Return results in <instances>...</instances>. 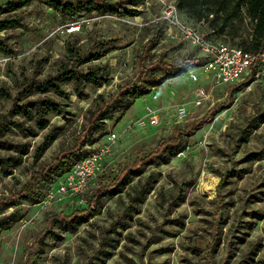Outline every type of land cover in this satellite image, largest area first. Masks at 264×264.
Here are the masks:
<instances>
[{"label": "rangeland", "instance_id": "rangeland-1", "mask_svg": "<svg viewBox=\"0 0 264 264\" xmlns=\"http://www.w3.org/2000/svg\"><path fill=\"white\" fill-rule=\"evenodd\" d=\"M9 1L13 0H0V6ZM145 1L135 17L102 15L96 9L65 18L44 1L33 0L22 8L25 25L0 34L8 36L13 47L10 54L0 52V88L10 92L9 98L0 100V138L4 134L3 139L10 138L29 149L23 163L15 167L12 174L0 177V264H89L96 261L97 250L108 242L107 231L128 206V193H135L131 190L106 193L98 202L101 213L92 215L87 222L81 221L75 230L59 221V215L87 209L103 174L109 178L106 184L114 182L117 174L131 165L138 154L170 137L177 125L185 127L218 104L220 107L207 123L200 124L192 135L182 137L184 149L169 160L148 162L144 166L143 178L152 173L157 183L134 211L130 227L118 228L123 240L105 264H264V158L256 159L255 154L258 150L264 151V118L259 119V126L253 129L248 142L241 143L237 150L232 143L236 142L233 136L239 137L245 127L246 119L253 117L254 108L264 105L261 80H252L237 88L213 87L211 74L204 72L201 66L192 69L198 76L197 81L189 77L190 71L162 77L159 84L127 109L119 122L108 121V130L93 145L100 148L113 134H116L115 142L106 158L105 169L90 181L85 192L55 193L60 174L54 180L42 182L31 192L32 198L22 193L34 172L80 141L87 110L99 94L109 97L120 87L141 83L137 74L141 58L146 54L142 52L143 45L157 31L166 6L176 2ZM7 14L2 13L1 18ZM180 17L188 22L183 14ZM246 23L240 30L244 37L251 26ZM199 29L211 40L230 44L240 41V37L233 40L228 35H212L206 24ZM97 37L102 40L116 37L113 41L116 48L98 60L87 62L82 69L87 65L106 68L109 84L99 88L86 86L88 95L84 99L75 95L72 84L65 86L69 92L65 114L49 116L51 127L59 126L63 134L36 160L35 154L51 127L39 130L34 136H26L14 128L5 130L13 120H24L11 113L14 104L43 98L40 94L24 97L22 85L28 80H42L55 74L58 66L67 60L69 44H75L81 51L95 50ZM149 51L152 58L162 57L173 65L190 56L201 60V64L205 61L202 52L169 25L160 36L159 44ZM197 88H207L210 94L201 106L195 101ZM179 106L189 112L186 119L175 116ZM147 107L158 112V124H140L148 117ZM8 154L2 151V155ZM214 169L230 173L221 188L218 187L220 177ZM50 194L54 197L50 198ZM180 194L185 200L174 206ZM13 213L17 221L11 223L13 218L7 219L11 227H3L2 219ZM48 219H57L51 221L56 237L45 233ZM127 233H132L138 241L131 242ZM37 237L42 240L34 248L37 252L32 262H28V252L32 251ZM121 251L134 262H128Z\"/></svg>", "mask_w": 264, "mask_h": 264}, {"label": "trees", "instance_id": "trees-1", "mask_svg": "<svg viewBox=\"0 0 264 264\" xmlns=\"http://www.w3.org/2000/svg\"><path fill=\"white\" fill-rule=\"evenodd\" d=\"M33 0H13L0 6V34L5 33L11 29L20 28L25 25V10L22 9L28 6ZM50 8H54L60 12L65 18H74L77 15H81L84 12H91L92 10H98V13L102 15L112 16L114 14L124 17H135L140 14V7L145 4V0H42ZM175 5L180 14H183L188 22L200 23L206 22V25L210 31V34L215 36H231V39L235 40L236 37H240V41H235V44L244 49L247 52L260 53L264 50V0H176ZM7 12L5 17L1 18L2 13ZM250 23V29L245 37L240 33L243 25ZM168 21L160 19L158 29L152 34V37L143 45L142 52L144 57L141 58L140 70L137 77L141 83L136 86L131 84L120 87L114 95L107 97L105 94H99L98 98L94 100L89 109L87 110V120L83 125V132L80 137V141L75 143V146L69 150L59 153L52 160L53 162L42 166L38 171L34 172L32 181L26 183L22 193L27 194L29 198L32 191L40 186L42 182L54 180L58 175L62 176L65 172L76 164L73 159L77 161L85 158V156L95 153L99 148H95V144L100 136L108 130V121L119 122L125 115L130 106L136 102V100L150 91V89L160 83L162 77H172L179 72H189L194 67L201 66V60L192 56L185 57L180 64L173 65L162 57L152 58L148 55L149 50L155 48L159 44L160 36L165 32ZM208 37V36H207ZM209 38V37H208ZM9 37L0 35V52L12 53L13 47L11 46ZM117 40L116 37L112 39H105L97 37L94 45V49L89 48L86 51H81L80 47L75 44H69L67 46L66 54L67 60L62 62L55 74H52L46 79L28 80L23 83L24 97L31 95H42L43 98L38 100L28 101L24 104H14L12 108V114L21 116L24 121L13 120L5 127L6 131L12 128L17 132L24 133L26 136H34L39 133V130H45L51 127L49 116L50 115H63L65 114L66 100H68L69 92L66 90V85L72 84L74 86L75 95L84 99L88 93L85 88L91 85L95 88H99L104 84H109V71L100 65H87L82 69L87 62L98 60L109 53H111L116 47L113 45V41ZM247 83H238L232 85L233 87H240ZM234 88L233 90H236ZM21 92V93H22ZM50 93V94H48ZM10 97L8 89L0 88V100ZM57 97V98H56ZM110 98V99H109ZM220 105H215L209 109L207 115L195 119L192 123L181 127L177 125L173 130V133L168 138H163L159 144L146 152H142L137 155L136 160L131 165H126L118 174L114 182L106 184V180L109 178L103 174V179L100 180L98 187L91 199L88 202L87 209H76L71 215L61 213L57 218L59 221L70 226V230H75L82 222L88 221L92 218V215H98L101 210L98 208V202L102 196L106 193H123L126 190H131L135 194L129 192V203L124 212L114 224L110 226L108 230V242L103 245L102 248L97 250L96 261H90L89 264H105L108 257L115 253V249L119 246V243L123 240L120 237V231L126 230L130 227L129 220L132 219L134 211L141 202L148 197L153 186L157 183V178L154 174L150 173L146 178H143V168L148 162L157 160H169L174 157L178 151L184 149L185 146L181 142L183 136H190L198 129L200 124L207 123L214 115ZM253 117L247 118L245 127L239 133V137L233 136L235 150L238 149L241 143L249 141L250 135L253 133V129L259 125V119L264 118V105H259L254 108ZM25 122L27 124H25ZM44 141L40 144L35 159L39 157L50 147V145L56 140L63 131L59 126L54 125L50 129ZM2 134L0 138V177L9 176L13 173V169L21 165L24 154L28 152V147L25 144L15 143L10 138H5ZM2 151L9 152L8 155H2ZM256 159L264 158V151L258 150L255 152ZM107 165V160L106 163ZM220 177L218 187L221 188L230 176L229 172H221L214 169ZM239 176H243L240 174ZM135 178L137 179L135 181ZM222 196V195H220ZM184 196L181 194L173 202L174 206L178 205V202H183ZM16 214L13 213L9 217L2 219L3 227L10 228L11 223L17 221ZM12 219L9 224L6 220ZM47 220L49 226L46 228L45 233H51L53 236H57L52 231L54 223ZM121 219H124L121 221ZM139 220V219H138ZM141 224L142 220H139ZM178 221V220H177ZM184 224V223H182ZM141 233H143L141 231ZM131 242L138 241L132 233H127ZM113 237V238H112ZM34 242L32 251L28 252V262H32L37 250L35 247L41 242L42 238ZM217 241V238H216ZM126 246V245H124ZM130 250V248H128ZM124 254L125 259L133 263V259L127 257L125 251H121Z\"/></svg>", "mask_w": 264, "mask_h": 264}, {"label": "built area", "instance_id": "built-area-1", "mask_svg": "<svg viewBox=\"0 0 264 264\" xmlns=\"http://www.w3.org/2000/svg\"><path fill=\"white\" fill-rule=\"evenodd\" d=\"M162 19L167 20L169 26L174 28L183 39L202 52L205 61L201 64V68L211 74L213 87L247 83L251 79L261 80L264 83V50L260 53L247 52L237 45L211 40L199 29L200 25L206 24L205 20L200 23L185 22L181 19L177 5L174 3L166 6ZM189 77L193 81L198 80L197 74L192 69ZM195 96L197 106H201L210 98L209 90L197 88ZM175 112V116L181 120L186 119L189 114L184 106L177 107ZM146 113L148 117L140 121L142 126L146 123L158 124L159 116L156 109L147 107ZM115 138L116 134L111 135L108 143L74 164L62 175L54 192L59 194L85 192L90 181L105 169L106 158L111 152ZM49 197L53 198L54 195L50 194Z\"/></svg>", "mask_w": 264, "mask_h": 264}]
</instances>
